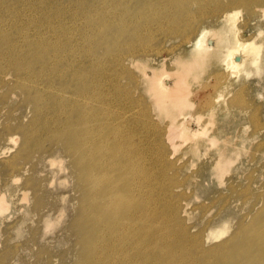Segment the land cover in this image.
Masks as SVG:
<instances>
[{"label":"rangeland","instance_id":"rangeland-1","mask_svg":"<svg viewBox=\"0 0 264 264\" xmlns=\"http://www.w3.org/2000/svg\"><path fill=\"white\" fill-rule=\"evenodd\" d=\"M242 2L0 0V264H118L104 246L85 252L79 224L94 214L90 186L105 208L95 226L126 219L106 246L130 254L121 235L151 237L140 254L123 252L125 264H154L159 248L172 253L170 264L214 260L215 246L263 222L264 0ZM226 12L241 39L260 45L258 70L232 78L211 60L181 85L170 74L189 61L200 31L215 48ZM161 69L166 100L188 102L176 120L141 82L143 70ZM184 120L187 138L167 136ZM125 185L121 211L111 199ZM223 226L227 233L208 238Z\"/></svg>","mask_w":264,"mask_h":264},{"label":"bare ground","instance_id":"bare-ground-1","mask_svg":"<svg viewBox=\"0 0 264 264\" xmlns=\"http://www.w3.org/2000/svg\"><path fill=\"white\" fill-rule=\"evenodd\" d=\"M243 1L244 2H242V4L247 5L252 0H243ZM150 4L151 2L147 3L145 8L148 7ZM260 12L263 13L264 9L261 8ZM234 14L235 13L226 12L225 14L221 16L222 20L225 23H227V25L225 29L220 30V32L216 34L217 38L215 40V48L210 47L206 42V39H205L206 35L209 34L207 31H204V32L200 31L196 35V38L194 37L195 40L194 42H192L194 46L191 48L192 50L190 51V55L188 58L189 61L188 60H187L188 62L179 61L178 62L179 68L176 67L177 69L175 68L176 70L173 72V74L172 73L170 74V75H174L173 77L176 76L177 77L176 79H179L181 81L182 83L181 85L189 87L186 79L189 78V76H191V79H192L191 82L197 80L198 76L200 77V75L197 74L198 67L211 60H213V62H218L219 64L221 63L222 66L224 67L225 72H227V74H229L230 77L237 76L239 73H242L244 76H248L250 71L246 67L252 66V67H256V70H258L257 64H259V62L261 61V58H259L260 45H256L253 41H247V40H243L240 38L239 34L234 30L235 29V24L233 21ZM182 17L183 16L179 17L178 19L179 24L181 22ZM223 32H225V35L223 34ZM31 44H29V48L32 49ZM5 54H8V52L2 54L1 56ZM162 62L164 61H161V63ZM161 66L163 67V64ZM203 68L205 69L208 67L204 66ZM142 73L143 75L141 77V82L145 83L144 92L147 94L153 95V98H154L153 100L155 101L153 102L157 105L158 112L170 120H176V116L185 107H187L188 102L183 101V100H180V101L179 100L177 101H167L166 100V98L169 97V86L165 82H162V80H160L161 77H159V75L164 74V71L162 69L161 70H150V74H151L150 76L147 75L144 70ZM165 73L166 74L164 76H167V72ZM164 76H163V79H164ZM167 78L169 77L167 76ZM228 80L230 79L227 78V82ZM176 82L178 81H175V83ZM174 87L176 86L174 85ZM171 89H173V87ZM177 90L179 91V89ZM174 122L175 121H172L171 124ZM189 123L190 122L188 120L187 121L184 120V122H181V124H179L180 127L178 129L173 127V125H169L168 127L169 131H168L167 136L174 137V134L178 132V133H183V137L187 138L188 137L187 131L190 129H188L189 127L187 128L186 126H184V124L186 125ZM73 133L74 131L73 132L69 131L65 135V136H69L68 140L70 142H72ZM7 141L11 142L12 138L9 136ZM77 148L78 150H81V148L79 147ZM78 165L84 172H86L89 167L96 166L97 168V164H93L90 166L81 165V164H78ZM128 188H129L128 185H125L124 188H121V187L119 189L118 188L116 189V187L114 188L115 191L119 192L118 195L116 194L114 196L115 199L113 198L111 199V202L114 203L116 209L125 211L129 208V205L127 204V200L129 196ZM96 192H97L96 189L94 187L92 188V186H90V189L87 188L88 203L91 206L95 207L93 208L94 214L90 221V224H87L85 222L86 220H83V219L80 221V224H79L81 228L80 236L82 238L83 244L86 247L85 252H87V250L92 247L104 246L103 247V249H105L104 253L108 251L109 252L114 251L115 254L118 255V264H125L126 258L124 257L125 255L123 254V252L127 255L140 254L141 250L144 247H147L150 245L151 237L146 238V239L135 240L133 238L134 231L130 230V231L125 232L127 229V225H125L122 228V230L125 233L121 235L120 237H121L122 243L128 244V248L131 250V253L128 254L127 250L122 251V250H118V248H113L112 246H109V245L106 246V241L113 235L114 228L119 225H122L126 219H123V218L111 219L109 221H104L103 223H100L99 225L95 226V222L105 216L101 210L105 208L100 207L97 203H95L94 197H95ZM3 204H4V201L0 198V205H3ZM84 207L88 208V204L85 205ZM86 225L88 226L85 227ZM225 233H227V227L223 226V228L210 233L208 238L216 239ZM168 237L170 238L171 236H168ZM192 238H194V240L188 239V242L190 245L195 246L197 243L196 242L197 239H195V235ZM175 241H177V238H175ZM188 242H187V245H188ZM199 243L200 242H198V244ZM213 249L216 251L213 254L214 260L209 261V260H206L205 258L199 257L200 264H227V262L230 263L232 260L238 261V258H243L242 260L238 261L240 264H264V220L263 222H258L256 226H252L251 228L246 229L245 231H242L241 233H233L231 238L228 241L224 240L222 243L215 246ZM156 252L158 254V258H157V262H155L154 264H170L169 261L173 257L171 252L169 251L165 252L163 248L157 249ZM196 252L198 253V250ZM99 256H100V253L94 254L93 258L91 259L92 262H95L97 259H99ZM98 263L116 264V261L115 260L112 261L110 258L107 257L106 259L104 258L102 260H99Z\"/></svg>","mask_w":264,"mask_h":264}]
</instances>
